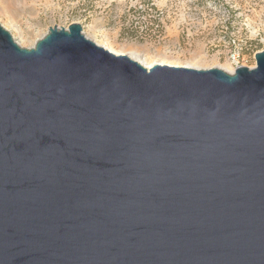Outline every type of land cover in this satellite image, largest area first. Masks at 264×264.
Listing matches in <instances>:
<instances>
[{"label":"water","instance_id":"obj_1","mask_svg":"<svg viewBox=\"0 0 264 264\" xmlns=\"http://www.w3.org/2000/svg\"><path fill=\"white\" fill-rule=\"evenodd\" d=\"M147 69L0 24V264H264V50Z\"/></svg>","mask_w":264,"mask_h":264},{"label":"rangeland","instance_id":"obj_2","mask_svg":"<svg viewBox=\"0 0 264 264\" xmlns=\"http://www.w3.org/2000/svg\"><path fill=\"white\" fill-rule=\"evenodd\" d=\"M140 63L234 71L264 50V0H0V24L24 48L50 27Z\"/></svg>","mask_w":264,"mask_h":264},{"label":"bare ground","instance_id":"obj_3","mask_svg":"<svg viewBox=\"0 0 264 264\" xmlns=\"http://www.w3.org/2000/svg\"><path fill=\"white\" fill-rule=\"evenodd\" d=\"M147 69H149V68H151L152 66H154V64H148V63H142ZM156 65V64H155ZM192 68H198L199 69V67H195V66H193ZM227 72H229V73H232L233 71L232 70H227Z\"/></svg>","mask_w":264,"mask_h":264}]
</instances>
